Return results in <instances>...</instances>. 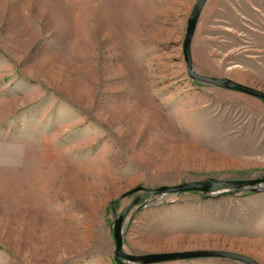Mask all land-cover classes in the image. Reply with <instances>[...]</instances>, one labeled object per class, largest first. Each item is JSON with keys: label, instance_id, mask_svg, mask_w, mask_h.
<instances>
[{"label": "rangeland", "instance_id": "obj_1", "mask_svg": "<svg viewBox=\"0 0 264 264\" xmlns=\"http://www.w3.org/2000/svg\"><path fill=\"white\" fill-rule=\"evenodd\" d=\"M196 2L0 0V264H129L113 224L137 188H264V101L187 75ZM190 53L198 75L264 92V0H206ZM123 221L130 256L264 264V191L148 197Z\"/></svg>", "mask_w": 264, "mask_h": 264}, {"label": "water", "instance_id": "obj_2", "mask_svg": "<svg viewBox=\"0 0 264 264\" xmlns=\"http://www.w3.org/2000/svg\"><path fill=\"white\" fill-rule=\"evenodd\" d=\"M206 0H197L189 20L187 21L185 36L182 43V53L183 60L185 63L186 71L188 77L198 84L202 85H212L220 87L229 91L244 94L258 100L264 101V92H260L253 88L247 87L245 85L239 84L234 81H226L219 79L206 78L198 75L193 70L191 53H190V43L195 31V27ZM242 188H253L256 192L260 193L264 191L262 188V181L260 180H250V181H238V182H227V183H212L208 181H199L192 183L180 184L171 187H160L153 190H147L143 188H137L134 192H142V194L132 201L122 212V214L114 220L113 224V240H114V256L115 259H121L129 264H149V263H165L173 261L190 260L195 258H226L234 259L246 264H256L252 260L242 257L239 255L229 254L219 251H185L176 253H162V254H149L140 256H130L123 252L122 242L123 234L126 229V223L123 221L124 216L127 211L132 209L137 203L148 198V197H162L179 193H190L196 192L201 194H211L220 190H239Z\"/></svg>", "mask_w": 264, "mask_h": 264}, {"label": "crops", "instance_id": "obj_3", "mask_svg": "<svg viewBox=\"0 0 264 264\" xmlns=\"http://www.w3.org/2000/svg\"><path fill=\"white\" fill-rule=\"evenodd\" d=\"M185 238V237H184ZM183 239V238H182Z\"/></svg>", "mask_w": 264, "mask_h": 264}]
</instances>
